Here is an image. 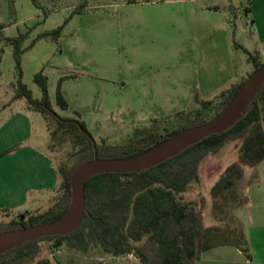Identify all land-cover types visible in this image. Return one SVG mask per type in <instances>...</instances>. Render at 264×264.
<instances>
[{
	"label": "rangeland",
	"instance_id": "1",
	"mask_svg": "<svg viewBox=\"0 0 264 264\" xmlns=\"http://www.w3.org/2000/svg\"><path fill=\"white\" fill-rule=\"evenodd\" d=\"M37 2L38 4L34 0H3L2 3L0 25L5 28V35L8 38L27 35L23 50L29 48L39 35L64 26L58 41L51 39L38 41L39 44L36 42L33 47L22 53V82L32 92L35 100H42L43 92L35 82V75L43 70L51 82L49 102L53 112L63 118L77 119L96 126L100 120L99 106L104 96L110 94L106 100L118 102L121 98L117 97H120L127 88V80L140 72L142 74L143 63L145 64L150 55L152 57L157 54L156 50L148 51L140 41L139 44H129L127 40V20L134 16L129 11L135 9L127 7L133 3L142 4L146 0H37ZM197 4L200 7L217 6L220 10L211 9V12H206L205 19L200 18L199 33L188 43L176 48L168 44L167 49L160 50L161 54L167 59H172L179 57V53L174 54V49L177 52L181 50L184 57L187 56L184 54L186 51H191V57L201 76L216 74L220 69L217 56L222 43V29L218 23L230 19L232 31L229 51L237 73L236 84L249 79L255 65L249 60L246 51L258 57L264 64V48L261 42V39L264 40V0H251V12L248 11L249 0H197ZM76 9H80L81 13L74 14ZM67 19L69 22L65 24ZM0 52L3 57L0 65V103L10 104L15 99L18 89L15 46L5 41L0 42ZM59 85L68 109H63L57 101ZM218 97L219 95L214 98L217 104L220 102ZM22 101L28 104L26 98H22ZM200 108L196 103L187 112L193 118ZM186 116L183 119L177 116L167 118L156 125L157 132L165 134L166 131H173L185 125L188 123V120H185ZM214 116L215 112H210L209 118L212 119ZM37 117L36 135L42 132L48 140V145H43L38 150L50 157L58 170L70 161V148L68 145L53 148L49 132L42 131L47 124L44 116L38 112ZM55 127L56 124L53 123L52 128ZM136 130L108 127L98 132L95 128L88 129L99 145L105 141L111 146L127 144L135 138ZM242 143V139L231 140L218 152L208 155L200 166L199 179L194 181L182 196L185 201H192L196 206L202 197L207 200L204 219L208 227L225 224L224 221L219 222L213 214L210 190L226 166L238 159ZM257 177L258 184L264 187V161L256 168L245 169L242 188L240 185L237 186V199L232 200L227 196L229 197L227 201L219 202L227 221L232 217L237 219L235 207L241 200L242 189L245 193L251 186L250 182L257 180ZM63 196L62 179L59 177L54 193L48 191L40 194L39 201L31 202L27 209L32 211V215L42 214L52 209ZM21 215L13 216L8 222L7 219L0 217V224L18 221ZM25 215L24 221H27L28 215ZM56 243L57 240L40 242L37 255L28 264H35L44 258L53 262L64 261L74 264L92 262L142 264L132 255L116 257L107 254L96 244H92L88 251L83 253L77 249H69L65 245L55 249Z\"/></svg>",
	"mask_w": 264,
	"mask_h": 264
},
{
	"label": "trees",
	"instance_id": "2",
	"mask_svg": "<svg viewBox=\"0 0 264 264\" xmlns=\"http://www.w3.org/2000/svg\"><path fill=\"white\" fill-rule=\"evenodd\" d=\"M38 4L37 0H34ZM251 0L248 11L251 12ZM81 13L76 9L74 14ZM69 22L67 19L66 23ZM4 27L0 25V42L15 46V61L18 72V89L15 99L26 98L30 109L41 113L47 123L53 148L69 146L70 161L57 170L62 179L64 196L49 211L39 215H28L27 221H12L0 224V233L55 222L68 210L71 199V178L82 165L94 159L92 142L74 125L62 122L78 121L63 118L51 109L49 102L48 78L44 71L35 75V82L43 92L42 100H35L32 92L22 82L21 55L40 40L58 41L64 26L39 35L26 50L22 49L27 35L8 38ZM249 60L254 63L256 73L264 64L250 52ZM251 75V76H252ZM248 79L231 86L219 95V103L214 99L195 101L200 110L191 117L187 111L175 116L188 120L185 125L159 134L156 125L165 119L154 120L151 127L136 130L135 138L121 146L98 144L99 157L126 158L141 154L158 145L165 139L184 128L202 125L211 120L210 112L219 114L244 86ZM57 101L63 109H68L61 87L57 92ZM46 106V107H45ZM50 111H48V109ZM214 116V117H215ZM88 131L84 122L78 121ZM56 124L55 129L52 128ZM89 132V131H88ZM90 133V132H89ZM242 139L239 157L227 165L210 190L213 214L224 225L208 227L205 225L204 210L207 200L202 197L199 205L183 199L190 185L199 179L200 166L211 153L218 152L227 142ZM14 151V150H13ZM12 150L7 153L13 152ZM264 161V85L237 123L222 134L209 138L189 147L181 154L165 163L141 173L104 174L90 179L85 185L86 213L82 222L72 233L26 243L0 256V264H28L35 258L40 242L57 240L60 246L77 249L86 253L92 244H96L107 253L118 256H134L142 264H195L203 253L217 247H235L251 258L242 225L237 219L224 216L219 202L228 198L237 199L236 190L245 177L246 168H256ZM229 196V197H227ZM249 198L241 192V200L235 207L238 211L248 204ZM35 264H74L44 258ZM101 264V263H85Z\"/></svg>",
	"mask_w": 264,
	"mask_h": 264
},
{
	"label": "crops",
	"instance_id": "3",
	"mask_svg": "<svg viewBox=\"0 0 264 264\" xmlns=\"http://www.w3.org/2000/svg\"><path fill=\"white\" fill-rule=\"evenodd\" d=\"M2 3L0 0V16ZM127 8H135L129 11L134 16L127 20L129 44L140 41L148 51L156 50L157 54L146 59L142 74L127 80V88L117 97L121 98L118 102L107 101L110 94L104 96L105 100L99 106L100 120L96 126L86 122L88 129L95 128L98 132L108 127L142 129L154 120L187 111L196 105V96L200 100H212L236 84L237 73L229 51L230 19L218 23L222 29V43L217 56L220 69L216 74L201 76L191 51H186L184 57L181 50L174 49V54L179 53V57L172 59L160 52L167 49L168 44L176 48L192 40L199 33L200 18L205 19L206 12L211 9L219 11V7H200L197 0H146ZM261 42L264 48V40ZM2 62L0 52V65ZM49 83L50 79L48 86ZM37 115L38 112L23 103L22 98L14 99L10 104L0 103V217L7 222L18 214L32 215L27 209L30 203L39 201L40 194L54 193L59 182L52 160L38 150L48 145V140L42 132L36 135ZM42 131L48 132L47 124ZM10 150L14 151L7 153ZM252 182L245 192L248 204L236 212L251 258L235 247L225 246L203 253L195 264H264V187L258 184V177Z\"/></svg>",
	"mask_w": 264,
	"mask_h": 264
},
{
	"label": "water",
	"instance_id": "4",
	"mask_svg": "<svg viewBox=\"0 0 264 264\" xmlns=\"http://www.w3.org/2000/svg\"><path fill=\"white\" fill-rule=\"evenodd\" d=\"M263 85L264 66L248 79L229 104L210 121L202 125L184 128L151 149L126 158H100L97 142L78 121L61 120L76 125L82 134L92 142L94 159L82 165L73 174L71 199L65 215L55 222L0 233V256L29 242L69 235L77 229L86 213L85 185L90 179L104 174L144 172L165 163L212 135L226 132L241 118ZM47 109L50 111L49 108ZM25 217L26 215L22 214L20 221L23 222ZM59 247L60 243L54 245L55 249Z\"/></svg>",
	"mask_w": 264,
	"mask_h": 264
},
{
	"label": "flooded vegetation",
	"instance_id": "5",
	"mask_svg": "<svg viewBox=\"0 0 264 264\" xmlns=\"http://www.w3.org/2000/svg\"><path fill=\"white\" fill-rule=\"evenodd\" d=\"M20 220V219H19Z\"/></svg>",
	"mask_w": 264,
	"mask_h": 264
}]
</instances>
